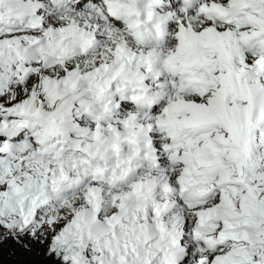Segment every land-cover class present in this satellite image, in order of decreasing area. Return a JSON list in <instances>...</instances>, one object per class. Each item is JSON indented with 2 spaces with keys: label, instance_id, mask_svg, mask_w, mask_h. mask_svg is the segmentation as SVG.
Masks as SVG:
<instances>
[{
  "label": "clouds",
  "instance_id": "obj_1",
  "mask_svg": "<svg viewBox=\"0 0 264 264\" xmlns=\"http://www.w3.org/2000/svg\"><path fill=\"white\" fill-rule=\"evenodd\" d=\"M143 2H0V96L6 97L0 116L7 120L14 113L28 126L25 137L0 155V195L38 210L41 221H67L64 251L76 252L81 264H176L177 256L187 257L183 264H214L220 253H232L234 264H264V113L241 112L238 139L221 125L185 128L171 141L179 147L166 152L154 151L141 137L114 136L121 117L135 114L145 126L154 123L139 103L112 116L115 105L97 101L101 88L111 101L131 95L139 67L127 50L142 45L126 9ZM211 3L221 0H154L153 13L177 28L181 20L199 28L210 19L200 8ZM225 6L233 32L251 31L252 18L264 17L256 0H228ZM212 23L225 27L218 19ZM142 24L147 29V17ZM30 75L38 77L31 90L25 83ZM155 83L141 81L140 87L146 91ZM160 91L172 98L190 95L187 89ZM73 95L89 101L85 126L95 124L93 133L69 134L60 107ZM156 139L170 142L162 132ZM101 199L103 219H97L91 208Z\"/></svg>",
  "mask_w": 264,
  "mask_h": 264
},
{
  "label": "snow or ice",
  "instance_id": "obj_2",
  "mask_svg": "<svg viewBox=\"0 0 264 264\" xmlns=\"http://www.w3.org/2000/svg\"><path fill=\"white\" fill-rule=\"evenodd\" d=\"M16 2L23 5L24 0ZM84 2L81 0V3ZM256 2L264 6V0ZM153 4L154 0H144L140 5L129 3L126 9L128 26L142 45L138 50H127L128 59L139 67V72L131 81V95L123 99L117 96L115 101H111L103 95L104 89L101 88L96 97L101 104L115 105L112 116L139 103L144 109L145 119L154 123L145 126L135 114L121 117L114 126V136L120 138L123 132L125 140L141 137L154 151L166 152L179 147L171 141H178L185 128L208 129L221 125L233 134V139H238L241 112L264 113V17L252 18L249 24L251 31L241 29L233 32L228 27L232 23L231 8L225 6L228 0H221L219 4L201 6L200 13L210 17L206 24L197 28L193 23L181 20L177 28L176 23L167 17L154 16ZM145 17L149 21L147 29L142 24ZM217 19L224 22L225 27L212 23ZM115 23L119 25L120 19H116ZM172 29L176 30L174 38L170 39ZM64 75L61 72V76ZM169 75L173 77L170 81L166 79ZM37 79L34 75L27 78L25 83L29 90ZM141 81L143 85H149L150 81L156 83L143 91ZM165 87L187 89L190 95L172 98L160 91ZM137 91L142 94L137 95ZM23 95L21 93L5 107L10 109ZM5 100V96H0V101ZM235 101H242V104L234 105ZM88 104L86 96L64 98L60 112L69 134L93 133L95 124L91 128L85 126V119L91 118L86 110ZM0 121L2 155L10 150L13 142L25 137L28 126L18 122L11 112L7 120L0 116ZM160 132L166 133L169 143L156 139ZM205 141L206 144L211 143L208 137ZM191 154L186 152L185 157ZM177 155L178 152H171L173 159ZM4 188L5 185L0 183V192ZM103 211L102 199L97 200L91 213L97 219H103ZM68 227L67 221L55 217L41 221L38 210L14 205L0 195V264H81L76 252L69 255L64 251ZM185 259L186 256L183 259L177 256L176 264H183ZM214 264H234L233 254L216 255Z\"/></svg>",
  "mask_w": 264,
  "mask_h": 264
}]
</instances>
